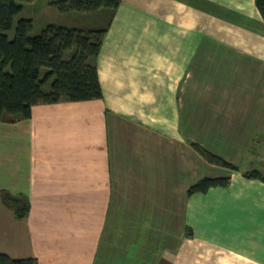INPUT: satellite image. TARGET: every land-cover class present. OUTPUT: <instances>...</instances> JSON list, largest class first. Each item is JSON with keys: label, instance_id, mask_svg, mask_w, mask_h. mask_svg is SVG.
<instances>
[{"label": "crops", "instance_id": "0c3cea01", "mask_svg": "<svg viewBox=\"0 0 264 264\" xmlns=\"http://www.w3.org/2000/svg\"><path fill=\"white\" fill-rule=\"evenodd\" d=\"M105 29L102 99L36 105L28 119L0 122V254L264 264V181L243 174L264 175L255 0H120ZM204 178L229 183L188 195ZM4 195L26 201L27 216L17 219Z\"/></svg>", "mask_w": 264, "mask_h": 264}, {"label": "trees", "instance_id": "16d2710c", "mask_svg": "<svg viewBox=\"0 0 264 264\" xmlns=\"http://www.w3.org/2000/svg\"><path fill=\"white\" fill-rule=\"evenodd\" d=\"M35 0H0V122L28 119L36 105L62 101L86 102L102 99L96 58L106 36L105 28L84 31L48 25L37 36H30L32 21L19 20L14 37L4 34L11 29L14 17L21 11L20 3ZM120 0H60L53 2L59 12H93L99 9L116 10ZM264 22V0H255ZM71 52L65 59L67 52ZM9 67V72L4 69ZM45 70L42 73V70ZM10 118V119H11ZM193 149L208 163L231 171L239 168L225 162L207 150L192 144ZM250 179L264 181L257 170L243 173ZM228 178H204L192 185L187 194L204 193L210 188L226 187ZM3 202L10 206L17 219L27 216L29 204L9 195ZM0 264H38L36 259L11 260L0 254Z\"/></svg>", "mask_w": 264, "mask_h": 264}, {"label": "rangeland", "instance_id": "374dc122", "mask_svg": "<svg viewBox=\"0 0 264 264\" xmlns=\"http://www.w3.org/2000/svg\"><path fill=\"white\" fill-rule=\"evenodd\" d=\"M60 0H35L32 3H20L21 11L14 17L11 29L4 34L8 40L14 37L16 26L21 19H28L32 21L33 30L30 36H37L42 29L48 25H58L68 28L73 26H81L84 30L103 29L108 26L113 17V12L109 9H99L93 12H59L51 4ZM75 24V25H73ZM72 51L67 52L65 59H68ZM9 72V67L4 69ZM45 70H42L44 73Z\"/></svg>", "mask_w": 264, "mask_h": 264}]
</instances>
